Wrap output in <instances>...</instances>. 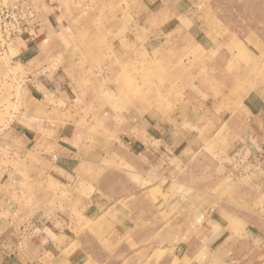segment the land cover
<instances>
[{
  "label": "rangeland",
  "instance_id": "rangeland-1",
  "mask_svg": "<svg viewBox=\"0 0 264 264\" xmlns=\"http://www.w3.org/2000/svg\"><path fill=\"white\" fill-rule=\"evenodd\" d=\"M256 98L264 0H0V264H264L207 168Z\"/></svg>",
  "mask_w": 264,
  "mask_h": 264
},
{
  "label": "crops",
  "instance_id": "crops-1",
  "mask_svg": "<svg viewBox=\"0 0 264 264\" xmlns=\"http://www.w3.org/2000/svg\"><path fill=\"white\" fill-rule=\"evenodd\" d=\"M251 102L252 103L248 102L246 105V116L247 114L251 115L250 118L248 117V120L250 122V127H248V130L246 129V135H238V136H241V137L244 136L243 139H245L246 142L249 140L252 143H254V141H258L262 145H261L260 150L256 149L258 150L256 154L253 149V147L256 146V144L250 148L249 147L245 148V153L247 156L245 159L244 169H243L245 171V175L237 178V173H239V175L241 173V170H240L241 167L238 168L237 164L233 165V163L231 162L232 160H234L235 158L241 155L242 149H240L239 146H236V144H234V148H233L231 141L229 142L230 147L227 153H220L219 151L214 150V149L212 151V154L208 152V154L212 157L218 156L219 161L218 163H214L213 168H210V167H207V168L211 169L210 172L214 174L213 177H217L220 181H225L227 183H231L230 181L233 182L234 180L235 188H239V189L241 188L244 190L243 192L244 194H242L244 197L243 198L241 197L243 200L239 204H244L245 208L243 209V212H242L239 209H237L236 206H230L229 208L231 210V216L236 220L243 221L246 224V226L249 227L248 228L249 230L251 227H254L260 230L259 233L261 235H264V110L260 108L262 107L261 102H264V101L262 100L259 101L258 98H256V101L255 100L253 101L252 99ZM253 102H255L256 104ZM222 154H226L230 158L232 157V160L230 159V164H228V167L223 166L221 168L220 166ZM255 155H258L261 158L260 164H257L258 158ZM225 171H227V175L224 174ZM242 181L243 183L241 185L240 183ZM215 203L217 202H214V204ZM209 209H210V213L212 214H214V212L216 213L218 212L215 206H211V207L207 206V207L202 208V213H206L207 211H209ZM241 212L243 213L242 215H241ZM202 218L204 219L203 216ZM212 219H213V216H212ZM213 230L215 231L217 230V228L216 229L213 228ZM232 234H236V232L233 231ZM187 235H189V232L187 233ZM248 236L256 237L252 232L251 234L248 233ZM207 248L208 247H205L204 244L198 243L196 245L195 253L199 254L202 252L204 253L206 251L210 253L214 252L212 248L211 249H207ZM186 254L188 255V257H191L194 259L196 258L195 260L197 261V263H198L197 258L201 255L200 254L199 256H197L198 254L196 255L190 254L188 248L186 250ZM206 256H208V254ZM215 259L216 257L214 256L213 262L215 261ZM202 263H203V260L202 262L198 264H202Z\"/></svg>",
  "mask_w": 264,
  "mask_h": 264
},
{
  "label": "built area",
  "instance_id": "built-area-1",
  "mask_svg": "<svg viewBox=\"0 0 264 264\" xmlns=\"http://www.w3.org/2000/svg\"><path fill=\"white\" fill-rule=\"evenodd\" d=\"M27 19H28L31 23L34 22V20H35V13H34L32 10H30V11L27 12Z\"/></svg>",
  "mask_w": 264,
  "mask_h": 264
}]
</instances>
